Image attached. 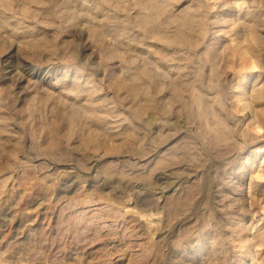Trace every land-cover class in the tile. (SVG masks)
I'll return each mask as SVG.
<instances>
[{
    "label": "rangeland",
    "instance_id": "obj_1",
    "mask_svg": "<svg viewBox=\"0 0 264 264\" xmlns=\"http://www.w3.org/2000/svg\"><path fill=\"white\" fill-rule=\"evenodd\" d=\"M0 264H264V0H0Z\"/></svg>",
    "mask_w": 264,
    "mask_h": 264
}]
</instances>
